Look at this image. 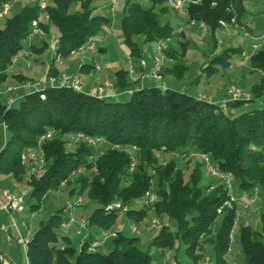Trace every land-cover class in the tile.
I'll return each instance as SVG.
<instances>
[{"label": "trees", "instance_id": "16d2710c", "mask_svg": "<svg viewBox=\"0 0 264 264\" xmlns=\"http://www.w3.org/2000/svg\"><path fill=\"white\" fill-rule=\"evenodd\" d=\"M12 1L0 0V16L5 4ZM151 1L154 4L145 7L139 0H125L121 22L123 38L131 54L139 59L142 57L135 36L142 35L146 41H161L172 35L170 25L161 24L155 11V3L162 0ZM249 1L252 0H198L188 5L187 15L189 19L205 22L208 31L213 33L222 28L223 23L249 27ZM75 6L77 8L71 10ZM168 9L162 7L164 11ZM43 12L45 17L39 23L42 29L49 33L51 26H56L59 31L49 76L57 75V62L87 45L89 39L111 22L108 16L94 13L90 0H52L44 10L38 2L25 5L20 12L8 17L0 29V85L7 80L9 67L17 54L27 51L40 54L49 46L47 42L41 46L23 43L33 33V20ZM166 52L172 55L170 49ZM242 52V47L234 46L214 56L205 67L208 75L218 72L216 64L230 66L231 57L242 56ZM248 59L254 69L262 72L261 81L252 87L249 101L231 102L226 111L217 102L166 85L136 88L128 80L129 71L125 69L116 73L115 86L119 93L114 97L49 85L24 94L18 106L0 98V175H10L31 187L28 194L38 201L32 204V210L40 209L47 193L59 188L73 171L80 166L90 167V158H97L96 172L88 171L76 178L80 192L99 205L87 216L91 236L79 234L81 240L74 243L70 237L72 228L63 227L69 216L64 219V209H58L47 220H42L29 238L28 261L31 264H152L150 251L139 247L137 236L116 232L114 247L108 253L98 251L102 244L93 248L92 242L94 229H111L123 211L108 209V205L121 201L130 206L152 189V181L156 179L154 189L159 200L154 206L130 207L126 213L141 222L153 208L156 215L173 220L175 232L170 223H164L153 238L154 244L161 249L173 248L175 238H180L195 262L201 257L198 251L202 236L212 232L222 209V222L212 244L215 264H230L227 253L232 250L236 209L225 204L229 197L224 183L209 190V186L202 184V162L196 163L186 178L175 159L166 165L159 164L155 152L165 148L179 154L206 153L219 171L233 175V183L238 184L241 193L250 191L247 193L251 194L254 188H259L264 197V107L237 112L241 106L264 95V44ZM127 89L132 90L129 98L120 100L119 97L125 95L120 92ZM48 132H52V137L40 145L46 155L43 173L28 176L22 154L39 147V139ZM78 132L105 139V150L80 143L71 152L67 148V136ZM127 146H135L139 155L133 171L130 170L131 150H125ZM76 187L72 188L71 195L75 194ZM260 222L261 232L248 223L240 225L244 264H264V242L258 238L259 234H264V212L260 213ZM74 231L77 233L76 228ZM0 264H4L1 258Z\"/></svg>", "mask_w": 264, "mask_h": 264}, {"label": "rangeland", "instance_id": "374dc122", "mask_svg": "<svg viewBox=\"0 0 264 264\" xmlns=\"http://www.w3.org/2000/svg\"><path fill=\"white\" fill-rule=\"evenodd\" d=\"M145 7H149L154 4L151 0H139ZM37 0H13L9 4L7 13L0 16V29L4 27L5 21L8 17H11L22 10V8L27 4L36 3ZM47 3H51L52 0H46ZM78 6V4H77ZM75 6L71 10L77 8ZM80 6V5H79ZM166 6L164 0L158 1L155 3V11L158 14V18L161 24H169L171 27L172 35L170 38L162 40L164 45V50L159 52L158 50V41H146L142 35L134 37V41L139 48L141 57L144 58L147 63L151 59L153 62V57L156 54L164 55L165 67L170 65V60L174 59V63H171L172 68H177L176 72L173 74L174 82L176 85L174 88L185 91L186 93L193 96H200L204 100H210L217 103H220L224 100L226 90L231 85H236L244 90L251 91L252 87L258 84L262 78V72L258 69H254L251 66L250 60L243 55L234 54L231 57L230 66H222L216 64L218 67V72L209 76L207 69L205 68L208 62L216 55L220 54L223 50L229 47H242L245 49L251 56L250 47L253 43H259L260 37L264 33V0H252L248 2V13H247V23L251 24L253 19L254 25L251 26H234V25H223L222 28H219L215 33L211 31L204 32L201 27L200 22L192 25L190 24V19L184 16L182 13L175 11L174 9L169 8L167 11L162 10V7ZM90 8L94 9L95 14L105 15L111 19V22L103 27L96 36L97 42L95 49L91 50L89 48H84L83 50H78L75 54L68 56L63 62L59 63L58 70L59 72L65 70L66 66L68 67L67 74H77L83 83L91 85L95 88H98L99 85L103 84L104 81H112L114 77V67L120 66L123 68H128L130 60L134 63L139 58L132 55L130 52V47L125 43L122 32V18L125 14V0H120L115 6L114 11H111V5L108 0H90ZM245 31H251L253 33V38H247L245 36ZM59 31L56 26H51L50 32L44 34L34 33L23 41L24 45L28 43H33L35 45L41 46L46 41L49 46L45 48L44 52L40 54L32 53L31 51L25 57L18 58L14 64L9 67L7 80L0 85V98L3 102L10 104L8 101L11 98H18V89L22 88L21 85L26 80L24 77L18 75L17 77L21 82H17L13 79L12 75L16 71H21L28 75H32L38 81L45 82L49 78V73L51 71V64L53 58V51L57 43ZM104 47L100 51L101 47ZM170 49L172 55H168L166 50ZM77 58V60H72V58ZM37 59L38 63L31 66L33 59ZM83 60L87 63L93 61L97 62L101 67V73L90 74L86 72H80L79 68L80 63ZM65 61V62H64ZM236 63H239L240 66H235ZM32 67V69H31ZM31 69V70H30ZM180 74H177V72ZM72 72V73H71ZM92 72V70H91ZM200 72L202 74L200 75ZM61 73L60 75H62ZM99 74L104 75L110 79H106L102 82H97L93 77H99ZM11 76V77H10ZM59 76V74H57ZM9 78V79H8ZM155 79L160 84L162 81L167 83V77L164 79ZM29 81V80H28ZM163 85V84H162ZM8 86L16 87L17 89L8 90ZM165 85H163L164 87ZM8 87V88H7ZM171 87V85H170ZM173 88V86L171 87ZM7 89V90H6ZM87 93H92L94 89H86ZM129 94L122 95L120 100H126L129 98ZM211 98V99H210ZM20 103L19 100L12 102L14 106H18ZM264 107V95L256 98L254 102H249L244 106H241L237 109V112L247 111L254 108ZM68 138V136H67ZM69 139V138H68ZM80 143H86L87 145L93 146L95 150H105L106 146L104 144H94L86 140H68L67 148L71 152L76 149ZM125 150L129 151L134 150L133 147L127 146ZM156 157L158 158L159 164H167L171 160L175 159L178 162V166L182 168L185 172L186 178L192 172V168L196 163L203 164V179L202 184L209 186V190H213L222 182L224 183L225 188L228 190V199L229 204H226L227 207H234L236 211L239 212L240 216L237 218V223L234 222V226L231 232V251L227 253V260L230 264H244V253L242 251V245L239 240L240 225L248 223L251 227L257 231L261 232V222H260V213L264 212V197L263 192L259 188H254L252 192L257 194V202L253 204L248 209H243L240 207V201L237 198L232 201L231 195L233 196H242L248 195L250 191H239L238 184L232 185L231 190L228 189L225 182L218 177H215L208 171L205 161L197 156H190L189 158H183L179 155L178 152L173 150H167L163 148L155 152ZM130 159L136 158V164L133 171L139 161L138 151L130 153ZM91 161H96V157H91ZM131 164V163H130ZM211 164L215 166L213 160ZM83 166L77 168L69 176L68 179L64 180L59 188L51 189L47 194L48 197L42 201V207L38 210H32V204H36L38 201L35 198H32L29 194L24 197L22 202L23 211L13 212L16 221H18L21 226L22 235L25 238L32 236L34 231L39 227V224L42 220H47L49 216L57 211L58 209H64L62 216L64 219L68 217L67 204L68 202L74 201L77 197L76 193L71 195V190L76 184V178L79 175H86L88 171L81 170ZM43 171L40 173L42 174ZM233 178V176H232ZM156 186V179L152 181V189L147 191L140 199L135 200L127 209L135 208L140 209L144 207V197L147 198L149 193L156 195L157 201L159 197L154 189ZM9 189L12 192H15L17 196H21L24 190H27L28 193L31 191V187L25 182H19L15 180L10 175H0V191L3 189ZM257 189V190H255ZM82 196V203L74 209V214L81 216H88L91 212L98 207L97 203H92L89 201L87 195L84 192H80ZM122 204L121 201H115ZM156 202V201H155ZM224 204V205H225ZM124 205V204H123ZM152 205H149L151 208ZM1 210V209H0ZM217 218L212 226V232L210 234H204L201 238V250L198 251L200 258L193 262L192 258L188 255L186 250V244L180 239L175 238L174 247L168 249H161L156 246L153 242V238L158 234V230L153 228L151 225L152 219L157 218L160 220L161 224L170 223L172 231L175 232L176 227L174 221L168 218H161L156 215L153 208L149 210L146 218L141 222H136L131 218L126 211H121L116 224L111 228L106 230L108 232V238L104 239L103 231L98 228L94 229V235L96 239L102 244L98 251L102 253L110 252L114 247V234L116 232H123L128 236H137L139 237V247L143 250H149L152 255V264H215L216 254L212 244V238L215 236L218 228L221 225L223 214ZM5 215L4 211H0V216L3 218ZM237 217V215H236ZM4 219V218H3ZM236 219V218H235ZM23 222L26 225H23ZM163 228V227H162ZM161 228V229H162ZM160 229V230H161ZM63 231V230H62ZM0 235H4V232L0 230ZM83 235V234H82ZM79 236V238H77ZM70 237L74 243L81 240V236L77 233H71ZM259 239L264 242V234H259ZM24 249V248H23ZM232 257V258H231ZM231 258V259H230ZM22 264H28L27 252L24 249L22 252Z\"/></svg>", "mask_w": 264, "mask_h": 264}, {"label": "built area", "instance_id": "2783aa9c", "mask_svg": "<svg viewBox=\"0 0 264 264\" xmlns=\"http://www.w3.org/2000/svg\"><path fill=\"white\" fill-rule=\"evenodd\" d=\"M110 2L111 5V11H114L115 6L117 5V3L120 0H108ZM166 2V6L174 9L177 12L182 13L184 16H186L188 18L187 15V7L189 4L191 3H196L198 0H164ZM38 4L40 5L41 9L44 10L47 6V2L46 0H37ZM9 4H5L4 6V10L1 14L4 15L7 13ZM45 17V13H41L40 17L38 19L33 20L32 22V28H33V33H41L44 34V30L42 29V27L40 26V21ZM189 19V18H188ZM190 24L194 25L199 21H196L194 19H190ZM201 27L203 28L204 32L208 31V27L206 25L205 22L201 21L200 22ZM223 25H227L225 23H223ZM244 27V26H242ZM31 34V35H32ZM245 36L247 38L252 39L253 38V33H251V31H245ZM96 42L97 39L96 37H93L92 39H89L87 45L79 48L78 50H83L84 48H89L91 50L95 49L96 47ZM159 45H158V50L159 52H162V50H164V45H163V41H158ZM264 44V33L261 35L260 37V42L259 43H253L250 47L251 50V55L253 53H255L258 49H260ZM77 50V51H78ZM77 51H74L72 54H75ZM54 53V51H53ZM29 54V51L27 52H22L19 53L15 56L14 60H13V64L14 62L21 57H25ZM243 55L246 58L250 57V54L247 51L243 52ZM165 59L166 57L164 55H160V54H156L153 57V65L152 68L150 70V72L146 73H142L141 77L144 76H150L152 78H157V79H162L163 78V72H164V68H165ZM63 61H60L59 63H61ZM139 62V66L145 70V68H147V61L144 58H140L138 60ZM130 64L132 65L133 62L130 60ZM101 71V67L100 65L95 62L92 66V74H96L98 72ZM134 69L133 67H131L130 72L133 73ZM48 82L50 86H57V87H70L73 88L77 91H83L84 90V84L83 81L80 79L79 75L77 74H67L64 73L62 75H51L48 78ZM22 86L25 88H30L32 86V82L31 81H25L22 83ZM165 87V86H164ZM14 89V87H9L8 90H12ZM97 93L99 96L102 97H110V96H117L118 95V90L114 84V82L112 81H104L103 84L98 86L97 89ZM128 93H132L131 89H127V90H123L122 92H120V94H128ZM252 98V94L250 91L244 90L236 85H231L227 88L226 90V94H225V98L222 102H220V108L223 110H228V106L229 103L231 102H237V101H249ZM52 137V132H48L45 135H43L40 139H39V147H37L36 149H32L26 153L22 154V160L23 162L27 165V174L28 176L31 175H40V173L44 170L45 165H46V155L45 152L43 150V148L40 146L42 145V143L46 140ZM68 140H86L88 142H92L94 144H104L106 143V140L101 138V137H92V136H88L82 132H78V133H73V134H68ZM116 148H119V145H115ZM133 149L136 150L137 148L135 146H133ZM133 150V151H134ZM131 154H132V150H131ZM181 157L183 158H189L190 156H197L199 155L200 157H202V159L205 161L206 166L208 168V171L210 173H212V175H214L215 177L221 178L225 184L227 185L228 189L231 190L232 185H234L233 183V178H232V174L231 173H224L219 171L215 166H213L211 164V157L210 155L206 154V153H195V152H189V153H181L179 154ZM136 164V158H132L131 164H130V168L133 169L134 166ZM81 170L83 171H90V172H96L97 171V165L95 161H92L91 166L90 167H85L83 166L81 168ZM80 187H76L75 189V193L77 195L76 199L74 201L68 202L67 204V212H68V216H69V220L65 223H63V227L66 229L72 228L74 225L76 226L77 229V233L78 234H83L84 232H86L88 230V218L86 216H76L74 214V209L77 208L83 201L82 196H80ZM257 190V189H255ZM2 195L4 197V202L2 203V208L5 210V212L9 215H11L13 212L17 211H23V205L22 202L24 200V197L28 195V191L24 190L21 194V196H17L16 193L12 192L9 189H3L2 191ZM232 201H234V198H237L240 201V207H242L243 209H248L250 208L253 204H255L257 202V194L256 192H252L251 194L248 195H242V196H232ZM155 201H157V197L154 194H150L149 196L144 197V204L149 206L152 205L154 206ZM226 204H229V200L226 202ZM264 207V205H263ZM108 209H122L123 211L127 210L128 206L127 205H123L120 204L118 202H113L110 205L107 206ZM219 213H222V209H219ZM236 219H235V223H237V218L240 216L239 212L236 211ZM15 224H11V225H2V230L3 232L6 234L7 240L11 241L13 236L10 233V227L14 226ZM23 225H26V223L23 222ZM151 225L153 228L157 229L158 231L163 227V224H161L160 220H158L157 218H153ZM115 235V233H113ZM103 236L104 239L108 238V232L105 230L103 231ZM30 237L22 238V244L24 246V248L27 251V243ZM101 243L98 240H94L92 242V246L94 247H98L100 246ZM0 258L3 260V257L0 255ZM28 264H31L28 261ZM194 264V263H192Z\"/></svg>", "mask_w": 264, "mask_h": 264}, {"label": "crops", "instance_id": "0c3cea01", "mask_svg": "<svg viewBox=\"0 0 264 264\" xmlns=\"http://www.w3.org/2000/svg\"><path fill=\"white\" fill-rule=\"evenodd\" d=\"M251 28L254 25V21L252 19L251 21V24H250ZM251 31H253V29H251ZM254 32V31H253ZM46 42V41H45ZM104 47L102 46L100 48V51L103 50ZM243 51H246L245 49H243ZM33 59V58H32ZM66 59V58H65ZM64 59V60H65ZM72 60H77V58H72ZM65 62V61H64ZM171 63H174V59L173 60H170ZM38 63V60L37 59H33L32 62H31V66L33 67L34 64ZM167 65L165 68H164V73H163V76H164V79L167 77V83H164V81H162V83L160 84L158 81H156L155 79L156 78H152L150 76H144V77H141L142 76V73L146 72H150L151 68H152V65H153V62L152 60L150 59L147 63V68H145V70H143L140 66H139V62L138 60L137 61H134V63L131 65H129L128 68H123V67H120V66H117V67H114V77L112 80V82H114L115 84V81L117 79V71L121 70V69H125V70H128L129 71V74H128V80L131 81L132 83H134V86L136 88H139V87H145V86H163V85H166L167 88H171L173 86L176 85V82H174V79H173V74L176 72L173 70L172 68V65ZM81 66L79 68L80 72H86V73H89L91 74V70H92V66L94 64L93 61H91L90 63H87L83 60L82 63H80ZM58 65H59V62L56 63V71H57V74H61V73H68V67L66 66L65 70L59 72L58 70ZM235 66H240L239 63H236ZM31 67V69H32ZM131 67H133L134 71L133 73L130 72V69ZM30 69V70H31ZM72 73V72H71ZM101 73V72H100ZM179 72H177L178 74ZM18 75L24 77V79L27 81H31L32 82V86L30 88H25L21 85L22 88L18 89L20 92L17 94L18 95V98H11L9 99L8 101L10 102V104L12 102H15L17 100H20V98L30 92V91H33V90H41L47 86H49V82H48V78L45 82H42V81H38L36 80L35 78L32 77V75H28L25 74V73H22L21 71H16L13 73L12 77L13 79H15L17 82H21V80L17 77ZM11 77V76H10ZM93 78H96L95 80L97 82H102L106 79H110L108 77H105L104 75L102 74H99V77H93ZM9 79V78H8ZM163 79V80H164ZM84 84V91H87L86 89L88 88H91V89H94L95 91H93L92 93L94 94H97V89L98 88H95L91 85H88V84ZM163 84V85H162ZM171 85V87H170ZM10 87V86H8ZM7 87V88H8ZM13 87V86H12ZM14 89H17L16 87H14ZM176 89V88H174ZM7 90V89H6ZM178 90V89H176ZM178 91H181L180 89ZM185 92V91H184ZM196 97H199L200 96H196ZM202 98V97H201ZM211 99V98H210ZM217 102V101H216ZM3 189V188H2ZM5 189V188H4ZM15 193V192H14ZM4 197L2 195V191H0V209L2 211H4L5 215L3 216V218H1L0 216V230L3 232L2 230V225H11V224H15L13 227L11 226L10 227V233L11 235L13 236L12 240L11 241H8L7 240V237H6V234L4 233V235H0V255L3 257V262L4 264H22V252L24 251V246L22 244V238L24 237L22 235V231H21V226L19 225L18 221H16L15 219V216L13 214L9 215L5 212V210L2 208V203L4 202ZM0 210V211H1ZM77 216H81V215H77ZM76 226L74 225L72 227V232L76 233L74 230H75ZM85 236L87 237L89 235V237L91 236V229H88L86 232H84ZM31 237V235H30ZM77 238H79V236H77ZM80 239V238H79ZM93 240H98L96 239V237L93 238ZM24 248V249H23ZM26 250V249H25ZM232 258V257H231ZM230 258V259H231ZM28 260V258H27Z\"/></svg>", "mask_w": 264, "mask_h": 264}]
</instances>
